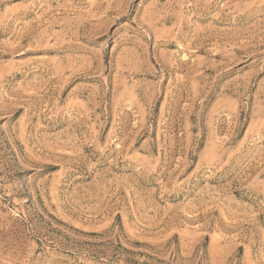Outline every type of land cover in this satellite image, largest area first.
<instances>
[{
    "label": "rangeland",
    "instance_id": "rangeland-1",
    "mask_svg": "<svg viewBox=\"0 0 264 264\" xmlns=\"http://www.w3.org/2000/svg\"><path fill=\"white\" fill-rule=\"evenodd\" d=\"M0 264H264V0H0Z\"/></svg>",
    "mask_w": 264,
    "mask_h": 264
}]
</instances>
